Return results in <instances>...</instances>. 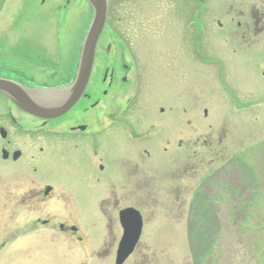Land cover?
Listing matches in <instances>:
<instances>
[{
    "label": "flooded vegetation",
    "instance_id": "obj_1",
    "mask_svg": "<svg viewBox=\"0 0 264 264\" xmlns=\"http://www.w3.org/2000/svg\"><path fill=\"white\" fill-rule=\"evenodd\" d=\"M73 1L0 0V39L11 35L18 43L0 49V58L10 55L13 59H0V79L27 88L42 102L64 94L75 78L84 37L79 45L74 44L68 62H63L57 28L63 18L61 11L77 0ZM130 1L108 0L90 78L68 111L54 118L36 116L0 91V189L14 215L27 213V219L15 220L12 237L37 233L50 242L69 244L79 260L89 257L91 264H143L144 259H159V253L137 250L145 224L141 207L146 197L155 200L159 191L169 188L174 191L175 203L186 195L190 197L187 206L194 202L193 118L184 119L173 107L146 108L141 77L146 72L145 61L132 54L139 45H132L129 36L136 37V32L142 36L144 30L142 22H130V15L135 14ZM173 3L175 17L184 19L182 30L187 31V43L177 45L176 51L187 47L189 62L194 63L197 55L199 61L211 63L207 52L216 46L203 44L205 36L208 41L219 36L217 50L229 47L236 65L255 63L259 52H264V0H197V12L195 0ZM24 14L30 28L2 26L3 19L11 21ZM23 33L29 35L27 43L18 36ZM108 34L116 38V45L107 41ZM117 49L122 53L115 57L114 65L106 67L101 78L96 77L106 63L104 55ZM177 61H172L173 67ZM227 83H234L238 98V77ZM100 84L105 85L101 90ZM56 203L92 215L85 219L80 215L74 223L57 220L49 209ZM127 208L140 213L142 227L132 252L118 263L124 232L120 212ZM42 211L48 217L37 215ZM95 211L104 218L99 228L92 219ZM104 230L106 236L96 235ZM8 242L0 241V247Z\"/></svg>",
    "mask_w": 264,
    "mask_h": 264
},
{
    "label": "rangeland",
    "instance_id": "obj_2",
    "mask_svg": "<svg viewBox=\"0 0 264 264\" xmlns=\"http://www.w3.org/2000/svg\"><path fill=\"white\" fill-rule=\"evenodd\" d=\"M128 3L135 13L130 15V22H142L144 30L142 36L137 32L136 37L129 36L132 45H139L132 54L135 52L138 60L145 61L146 72L141 76L145 81V106L173 107L184 114V119L192 115L195 141L193 205H186L190 200L187 195L180 196L175 203L174 191L169 188L159 191L155 200L150 197L143 200L145 224L137 250L159 253L160 258L144 259L142 263L264 264V52H259L255 63L236 65L229 47L217 50L219 36L213 35L210 41L205 36L202 43L216 46L217 50L207 52L211 63L199 61L197 55L191 63L187 47L176 51L177 45L187 43V31L182 30L184 19L175 17L173 0ZM195 3L196 8L199 5L197 12L200 4L197 0ZM68 7L61 11L63 18L57 28L61 60L66 63L92 18L91 8L83 0ZM2 26L27 29L31 24L24 14L11 21L3 19ZM195 26L198 31V25ZM18 36L27 43L28 34ZM106 39L117 44L111 34ZM15 43L18 44L13 36H3L0 49ZM121 53L117 49L109 56L104 55L106 63L96 77L101 78L104 69L112 67ZM5 57L0 59L13 60L10 55ZM173 60H178L176 67L172 66ZM235 77H238V98L234 83H227ZM103 86L100 84V90ZM131 202L134 203L133 199ZM49 209L57 220L72 223L80 215L83 219L92 215L85 209L66 208L60 203ZM13 211L5 191L0 189V241H9L0 247V264H79V261L91 264L89 257L79 260L69 244L50 242L37 233L13 238L10 230L16 225L15 220L27 219L26 212L14 215ZM97 213L93 212L92 219L99 228L104 218ZM37 215L48 217L45 211ZM100 234L106 236L107 231L96 232Z\"/></svg>",
    "mask_w": 264,
    "mask_h": 264
},
{
    "label": "water",
    "instance_id": "obj_3",
    "mask_svg": "<svg viewBox=\"0 0 264 264\" xmlns=\"http://www.w3.org/2000/svg\"><path fill=\"white\" fill-rule=\"evenodd\" d=\"M85 1L92 7L93 16L81 45L75 78L62 96L42 102L33 98L27 88L0 79V91L24 111L45 118L60 116L76 103L85 90L93 66L96 43L105 26L108 0ZM120 221L124 232L117 251L118 263L132 252L142 227L141 215L133 208L122 210Z\"/></svg>",
    "mask_w": 264,
    "mask_h": 264
}]
</instances>
